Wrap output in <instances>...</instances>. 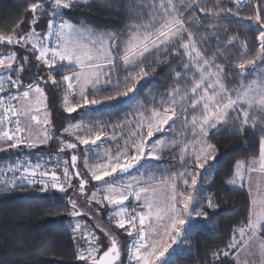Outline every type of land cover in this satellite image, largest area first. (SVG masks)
<instances>
[{
    "label": "snow or ice",
    "instance_id": "snow-or-ice-1",
    "mask_svg": "<svg viewBox=\"0 0 264 264\" xmlns=\"http://www.w3.org/2000/svg\"><path fill=\"white\" fill-rule=\"evenodd\" d=\"M104 3L127 15L123 28L79 19L95 0H32L26 15L0 32V152L59 141L46 160L0 166L3 190L27 182L42 185V191L75 188L86 195V186L96 182L94 190L87 189L86 204L110 207L109 221L129 239L122 249L118 237L97 223L107 239L102 251L101 237L77 220L73 233L85 246L77 244L76 260L126 264V254L127 264H172L174 246L192 239V222L208 217L200 198L202 176L219 153L211 136L221 129L237 136L251 132L258 153L237 159L225 182L231 190L247 188V213L226 244L212 252L209 264H264V0H231L233 6L215 0L209 7L204 0ZM248 5L251 14L241 16ZM197 12L214 21L228 15L249 21L247 27L258 32L255 53L246 38L235 60L237 36H229L228 28L224 35L214 26L204 29ZM176 61L179 70L163 95L149 90L150 99L139 100L142 82ZM46 88L62 93L64 113H77L62 131L53 124ZM120 107L129 109L121 121L100 123V113ZM66 150H72L70 160L61 158ZM69 203L70 217H92L77 200ZM207 207L219 205L209 197Z\"/></svg>",
    "mask_w": 264,
    "mask_h": 264
},
{
    "label": "trees",
    "instance_id": "trees-1",
    "mask_svg": "<svg viewBox=\"0 0 264 264\" xmlns=\"http://www.w3.org/2000/svg\"><path fill=\"white\" fill-rule=\"evenodd\" d=\"M31 2L32 0H0V32L10 31L21 16L26 15L25 9ZM122 2L123 0H112L113 5ZM214 2L215 0H204L203 6H212ZM221 3L233 6L231 0H221ZM251 7L248 5L243 8L241 16L251 14ZM197 14L202 18L204 29L214 26L221 30L220 35H224L223 29L228 28L229 36H237L236 48L232 50L235 60L239 59L241 43L246 38L249 49L253 54L255 53V48L258 47L255 37L258 32L256 26L247 27L249 21L232 15L214 21L203 13L197 12ZM27 18L31 19V16L28 15ZM78 18L101 28H123L128 21L126 14L117 15L115 7L110 9L104 0H95L94 6L85 9L84 14ZM160 67L163 71H160ZM160 67L157 69L158 75L155 79L142 82L139 100L150 99L149 90H152L153 94L159 91L163 95L165 89L170 86L169 77L174 71L179 70V61L174 62L171 68L163 65ZM46 89L52 112L59 116L61 122L70 120L71 115L60 112L62 93L53 95L52 90ZM128 111L126 107L104 111L99 114L100 123L111 125L121 121ZM105 130L109 132L111 129L108 127ZM211 142L217 145L219 153L214 165L208 169L207 175L202 176V189L219 207L205 209L208 217H198L192 222V239L188 245H180V250L176 252L172 264H209L212 252L226 244L233 227L239 226L247 213L249 205L247 190L245 188L231 190L225 182L232 175L233 165L237 159L250 158L258 153V143H253L251 132L246 136H237L231 129L216 131L215 135L211 136ZM24 153L26 152L23 147L20 150L0 152V164L14 162ZM201 172L203 173L204 170ZM41 189L40 186H21L7 191L0 190V264H83L82 261L76 260L75 255L77 244L84 247V241L67 225L74 219L67 214L71 210L69 203L71 197L56 189L49 188L47 191ZM71 199L77 200L75 197ZM78 205L84 213L93 210L89 205L86 208H81L79 203ZM96 215L92 217L85 215L91 220L94 228L99 222ZM107 230L110 231L109 228ZM94 231L96 234H103L97 228ZM115 235L123 249L124 242L129 238L125 233L121 235L115 233ZM125 255L122 254L124 260Z\"/></svg>",
    "mask_w": 264,
    "mask_h": 264
},
{
    "label": "rangeland",
    "instance_id": "rangeland-1",
    "mask_svg": "<svg viewBox=\"0 0 264 264\" xmlns=\"http://www.w3.org/2000/svg\"><path fill=\"white\" fill-rule=\"evenodd\" d=\"M41 24H43V23H41ZM41 24L37 25V31H41V27H42ZM0 49H3V46H0ZM41 74L42 75L46 74V69H44L41 72ZM45 91L47 92V89H45ZM59 107H60V104H59ZM60 112H61V114H66L67 115V113H64L63 112V110H62L61 107H60ZM68 115H71L72 117H74V116H77V113H72V114H68ZM52 121H53V124L56 126V128L59 129L60 131H62L63 127H67V125L69 123V120L66 121V122H61V119L59 118V116L58 115L56 116L53 112H52ZM57 135L59 136L60 133L58 132ZM64 138L65 139H68L69 137L65 136ZM102 139H104V138L102 137ZM104 147H112V145L106 143L104 145ZM58 148H59V141L58 140H54V141L50 142V145H43V146H40V147H38L36 149H31L30 150V149L24 148V150H25L26 153H24V155L20 159H21V162H23L25 160H31L33 163H35L36 161L41 160V159H45L46 160L48 156L54 155L57 152ZM79 148H80L79 154L82 155L84 146L81 145V146H79ZM71 154H72V150H66L65 153L61 154V158L62 159H69L70 160ZM52 163H55V161H52ZM78 166H79L80 171L82 172V174L85 175V170L83 169V162H82V160L81 161H78ZM57 172L62 177V170L61 169H57ZM78 183H79L78 180H73V184L74 185H77L78 186ZM95 183L96 182H90V184L86 186V195H81L80 193H77L78 190L75 189V188H70L66 192H63V193H65L67 196H69L71 198H74L75 197L78 200V203L81 205V208H86L87 207V204H86V196H90L91 195V192L90 191H87V189L88 188H93V185H95ZM56 190H58V189H56ZM93 190H94V188H93ZM203 192H204V190H203ZM205 196H207V198ZM208 198L209 197H208V193L207 192H205L204 195L200 198V206L203 207V210L204 211H205V209L208 208L207 207V200H208ZM127 203H129V202H126V204ZM89 206L90 207H93L92 208L93 210H91L90 213H92L93 215H96V213L98 212V214L96 215L98 217V220H99L98 223L99 224L101 223L102 226L105 229H108L109 228L110 231L113 234H115V233L116 234H120V235L121 234H124V230L117 229L115 227L114 222H110L109 221L108 216H109V212L111 210L110 207H108L106 204H105L104 207H101L100 205H97L95 203H92ZM77 220L81 221L82 223L89 224L90 226H92L93 230H95L94 226L92 225L91 220H88L87 216L76 217L75 219L69 221L67 223L68 227H70V228L73 229L74 226H75V222ZM76 235L78 237L80 236L79 233H76ZM96 235L100 236L101 239L103 240L104 247H102V251L103 250H106L107 239L103 236V234H96ZM174 248H175V251L172 252V260L174 259L176 252H178L180 250V246H174ZM125 262L127 264V257H126V255H125Z\"/></svg>",
    "mask_w": 264,
    "mask_h": 264
},
{
    "label": "built area",
    "instance_id": "built-area-1",
    "mask_svg": "<svg viewBox=\"0 0 264 264\" xmlns=\"http://www.w3.org/2000/svg\"><path fill=\"white\" fill-rule=\"evenodd\" d=\"M16 161H20L21 162V159H17ZM16 161H14V162H16ZM9 163H13V162L1 163L0 166H4V165L9 164ZM8 175L11 176V173H8ZM21 186H40V187H43L42 185H40L38 183L29 185V184H27V182H24L23 185H20V186H17V187H21ZM17 187H15V188H17ZM9 189H14V188L9 186ZM0 190H3V186L2 185H0Z\"/></svg>",
    "mask_w": 264,
    "mask_h": 264
},
{
    "label": "crops",
    "instance_id": "crops-1",
    "mask_svg": "<svg viewBox=\"0 0 264 264\" xmlns=\"http://www.w3.org/2000/svg\"><path fill=\"white\" fill-rule=\"evenodd\" d=\"M41 26H42V27H41V30H42L44 26H43V24H41ZM42 86H43V85H42ZM245 189L247 190V188H246V187H245ZM247 192H248V191H247Z\"/></svg>",
    "mask_w": 264,
    "mask_h": 264
}]
</instances>
